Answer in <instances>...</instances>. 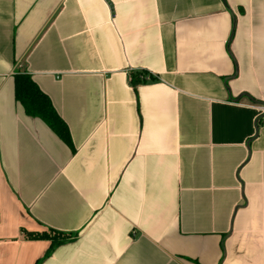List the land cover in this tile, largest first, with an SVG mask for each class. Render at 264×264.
Returning <instances> with one entry per match:
<instances>
[{
    "label": "crops",
    "instance_id": "obj_1",
    "mask_svg": "<svg viewBox=\"0 0 264 264\" xmlns=\"http://www.w3.org/2000/svg\"><path fill=\"white\" fill-rule=\"evenodd\" d=\"M262 108L264 0H0V264H264Z\"/></svg>",
    "mask_w": 264,
    "mask_h": 264
},
{
    "label": "trees",
    "instance_id": "obj_2",
    "mask_svg": "<svg viewBox=\"0 0 264 264\" xmlns=\"http://www.w3.org/2000/svg\"><path fill=\"white\" fill-rule=\"evenodd\" d=\"M146 75L145 72L132 74V84L134 87L146 84ZM149 81L155 82L156 79L151 77ZM15 93L16 99L23 106L26 115L43 120L64 143L71 146L68 127L58 116L50 100L40 91L29 75L18 74L15 76ZM22 233L28 240L50 241L52 243L51 251L71 238L69 235H63L54 231L46 235L29 234L25 231H22Z\"/></svg>",
    "mask_w": 264,
    "mask_h": 264
},
{
    "label": "built area",
    "instance_id": "obj_3",
    "mask_svg": "<svg viewBox=\"0 0 264 264\" xmlns=\"http://www.w3.org/2000/svg\"><path fill=\"white\" fill-rule=\"evenodd\" d=\"M260 112H261L262 114H264V108L260 109Z\"/></svg>",
    "mask_w": 264,
    "mask_h": 264
}]
</instances>
